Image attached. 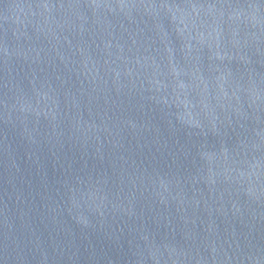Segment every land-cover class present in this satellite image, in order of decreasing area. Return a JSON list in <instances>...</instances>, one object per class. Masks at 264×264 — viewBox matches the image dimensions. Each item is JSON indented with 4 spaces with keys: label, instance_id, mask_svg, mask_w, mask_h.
I'll return each instance as SVG.
<instances>
[{
    "label": "water",
    "instance_id": "1",
    "mask_svg": "<svg viewBox=\"0 0 264 264\" xmlns=\"http://www.w3.org/2000/svg\"><path fill=\"white\" fill-rule=\"evenodd\" d=\"M0 264H264V0H0Z\"/></svg>",
    "mask_w": 264,
    "mask_h": 264
}]
</instances>
